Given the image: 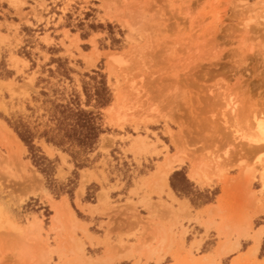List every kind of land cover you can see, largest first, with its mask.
Masks as SVG:
<instances>
[{"label":"rangeland","instance_id":"obj_1","mask_svg":"<svg viewBox=\"0 0 264 264\" xmlns=\"http://www.w3.org/2000/svg\"><path fill=\"white\" fill-rule=\"evenodd\" d=\"M61 106L97 116L93 150L63 139ZM255 117L264 120V0H0V264H69L63 198L81 219L73 198H100L127 238L157 232L160 210L182 216L171 228L197 211L207 230L249 236L264 221ZM6 127L34 150L21 140L18 154ZM90 223L86 234L100 229Z\"/></svg>","mask_w":264,"mask_h":264},{"label":"crops","instance_id":"obj_2","mask_svg":"<svg viewBox=\"0 0 264 264\" xmlns=\"http://www.w3.org/2000/svg\"><path fill=\"white\" fill-rule=\"evenodd\" d=\"M172 194L174 199L188 205L189 201L178 198L173 190ZM110 199L119 202L117 200L119 198ZM61 201L68 206L67 209H71L67 212L70 219L67 222L69 237H66L67 241H70L65 250L71 257L69 264H201L209 263L213 259L216 264H264V234L261 235L258 244L254 240L257 233L264 229V221L255 225L249 236L237 239L234 235L228 240L219 233L221 230L219 231L217 227L207 230L201 224L195 223L197 211L191 214L192 223L187 224L184 221L183 227L179 225L171 228V219H173L171 215L176 214L178 219L182 216L179 212L160 210L152 212L151 216L156 223L161 220L162 226L157 227V232L154 227H147L145 232L144 226H140L135 237L127 238L132 230L112 227L108 225L110 216L100 214V211L104 210L100 198H95L94 202L85 201V198H73L77 207L85 209L84 214L87 218L84 219L74 212L69 198H63ZM124 201L125 199L121 202ZM157 201L154 199V202ZM163 202L170 201L163 198ZM139 212L142 222H146L149 212L144 213L141 210ZM91 221H94L96 228L100 229L93 231L88 227L86 234L81 229L85 227L84 225L91 224ZM219 224L220 227L223 226L222 223ZM184 229L187 232L183 235ZM87 237L93 241L92 245L87 241ZM80 241L84 243L83 250ZM161 241L163 243H159ZM79 256L80 259L75 260ZM55 260L58 262L57 257Z\"/></svg>","mask_w":264,"mask_h":264},{"label":"trees","instance_id":"obj_3","mask_svg":"<svg viewBox=\"0 0 264 264\" xmlns=\"http://www.w3.org/2000/svg\"><path fill=\"white\" fill-rule=\"evenodd\" d=\"M103 91H107V88L103 89ZM107 103V94L103 97H99V107H104ZM61 108L64 111V123L61 125L62 129L65 130L63 139L77 144L85 151L93 150L94 146L97 144L100 134L103 132L97 122V116L92 112H88L80 108L73 109L69 106H61ZM19 137L32 152L35 147L31 144V142H29V140L21 134H19ZM47 142L53 144L54 146H62L61 142L57 143L48 140ZM34 159V163L37 165L41 160H46V158L37 156V154L34 155Z\"/></svg>","mask_w":264,"mask_h":264},{"label":"bare ground","instance_id":"obj_4","mask_svg":"<svg viewBox=\"0 0 264 264\" xmlns=\"http://www.w3.org/2000/svg\"><path fill=\"white\" fill-rule=\"evenodd\" d=\"M124 56V55H123ZM127 58H128V56H127ZM121 60V59H120ZM127 60V59H126ZM122 61V60H121ZM128 61V60H127ZM116 62V61H115ZM114 62V63H115ZM121 63V62H120ZM119 63V64H120ZM93 65V64H92ZM125 120V119H124ZM123 120V121H124ZM127 121V120H126ZM125 122V121H124ZM254 124H253V128H254V130H255V136L253 137V138H251L250 139V144L249 145H251V147L252 148H254V149H262V148H264V120L263 119H261V118H259V117H255V119H254ZM152 123V122H151ZM123 126V125H122ZM121 126V127H122ZM6 130H7V133L5 132V137H4V140H5V142L6 143H8V145H10V147L12 148V149H15V150H17L18 151V154H19V152L20 153H22V151L24 152L26 149H25V146L22 144V142H21V140L15 135V133L11 130V129H9L8 127H6ZM138 140H140L139 138H137ZM141 141V140H140ZM46 149H47V147H46ZM21 155V154H20ZM177 162L179 163V161H178V159H177ZM173 164V163H172ZM181 164V163H180ZM181 166H182V164H181ZM200 169V168H199ZM198 169V170H199ZM174 171V166L173 165H169L168 166V170H167V172H166V176H168L169 174H171L172 172ZM196 174H193L192 176H191V178H192V180L193 181H197L198 180V178H197V176H195ZM162 179H164L163 177H162ZM162 179H160V180H162ZM33 180L35 181V177H33ZM201 180V179H200ZM163 181H165V179L164 180H162V182H161V184L163 185V184H165L166 185V183L165 182H163ZM86 182V181H85ZM164 186V185H163ZM65 204V203H64ZM62 205H63V203H62ZM67 205H64V211H65V209H67V207H66ZM67 210H69L70 211V209H67ZM56 215V214H55ZM54 215V216H55ZM56 217V216H55ZM54 222H55V220H54ZM36 223V222H35ZM33 225V224H32ZM31 225V226H32ZM30 233V232H29ZM255 241L257 242V244L260 242V237H257L256 239H255Z\"/></svg>","mask_w":264,"mask_h":264}]
</instances>
